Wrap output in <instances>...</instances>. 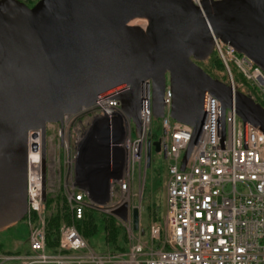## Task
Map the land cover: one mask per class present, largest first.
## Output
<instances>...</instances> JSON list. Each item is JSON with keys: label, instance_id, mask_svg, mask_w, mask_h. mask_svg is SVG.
<instances>
[{"label": "water", "instance_id": "water-1", "mask_svg": "<svg viewBox=\"0 0 264 264\" xmlns=\"http://www.w3.org/2000/svg\"><path fill=\"white\" fill-rule=\"evenodd\" d=\"M137 21L145 27L132 25ZM214 39L264 72V0H38L32 7L0 0V234L27 214L29 132L42 131L46 201L48 125L62 133L65 115L100 98L114 95L138 138L143 84L151 81L153 118L160 120L169 83L170 117L192 129L182 171L208 95L264 134V108L199 66L213 55ZM153 148L160 153V143L149 145L147 168ZM114 215L126 222L128 208ZM140 217L134 208L133 229L143 235Z\"/></svg>", "mask_w": 264, "mask_h": 264}, {"label": "built area", "instance_id": "built-area-1", "mask_svg": "<svg viewBox=\"0 0 264 264\" xmlns=\"http://www.w3.org/2000/svg\"><path fill=\"white\" fill-rule=\"evenodd\" d=\"M202 1L192 0L197 6ZM214 53L228 72L226 84L233 91H240L237 74L247 90L240 92L250 93L264 107V72L220 40L214 39ZM172 101L173 92L167 83L164 117L160 119L162 135L157 141L168 172L163 230L151 228L149 241L144 242V234L133 229L132 210L139 208L141 215V206L134 203L139 196L134 187L141 185L148 147L154 143L153 92L151 81H147L141 93L140 137L135 136L132 123L114 95L100 98L78 114L65 115L62 133L59 127V148L65 152L64 172L61 175L60 168L55 177L61 181L62 176L64 180L63 197L74 222L82 220L90 206L113 215L126 206L128 220L117 219L128 234L129 252L113 258L99 255L89 248L75 225L62 227L57 248L49 250L46 202L52 192V177L46 172L44 201L43 136L41 130H33L28 135V210L23 220L29 228L28 249L24 253L0 252V264H264V134L243 123L234 106L223 113L220 101L208 95L201 132L182 171L192 129L171 119ZM82 126L92 130L101 144L118 139L117 143L122 145L118 154L124 153L128 144L133 146L127 149L129 162L121 164L120 174L106 181L102 195L110 199L108 205H97L76 168L71 149L78 142L76 137ZM48 138L49 134L47 151ZM118 154L112 158L113 169L118 166ZM48 168L51 169V163Z\"/></svg>", "mask_w": 264, "mask_h": 264}, {"label": "rangeland", "instance_id": "rangeland-1", "mask_svg": "<svg viewBox=\"0 0 264 264\" xmlns=\"http://www.w3.org/2000/svg\"><path fill=\"white\" fill-rule=\"evenodd\" d=\"M31 1L35 5L38 0ZM212 56V59L209 58L207 61L202 62L199 66L205 72H209L212 76H216L222 82L226 83L228 80V72L225 69V66L216 53H213ZM233 73L236 74L234 70ZM236 79L240 89L247 91L244 89V81L242 79L240 81V78H238L237 74ZM48 128L49 146L47 154L51 163L50 174L52 177V192L49 194L46 202V225L48 227L49 219L52 218L56 211L61 209L62 212H66L70 215V222L68 223L63 221L60 229L64 226L74 225L77 228L76 222H74L72 218L69 205L63 197L62 185L64 180L62 179V176L61 181L56 180L55 177L60 168L61 175L64 172L62 164L65 152L59 148V126L49 125ZM153 133L155 138L159 139L161 137L162 129L160 120H154ZM77 138L78 142L73 144L71 150L76 157V168H78V171L82 173V183L85 188L92 192V199L94 201H98L97 205H108L110 204V199L104 198L102 193L106 189L107 177L112 169V158L114 157L112 150H122V147H120L122 145L117 143L118 139H111V141L101 144L98 139L96 140L97 137L94 135V132H92V130L86 126L81 127V131L79 132L76 139ZM108 156L110 157L108 158ZM84 169H86V171ZM167 176V161L162 153H157L153 148L151 153V166L146 168L145 174L143 173L141 185L137 187V193L139 196L138 198L136 197L134 199V203L138 206H141L140 226L144 229V242L149 241L151 228L160 227L162 230L164 229L167 207ZM87 210H90L93 213L94 218L96 219L100 228L99 234H96L86 240L89 248L99 255L111 258L127 254L130 249V241L128 234L125 232L117 217L109 212H104V210H101L98 207L94 208L90 206L87 208ZM104 218L113 219L116 226L121 230L120 239L122 241L120 246L123 249L122 251L113 252L111 249V245L108 240V236H110V230L105 229L103 222L105 221ZM28 232L29 228L27 224L25 221H22L17 226L0 234V248L3 251L24 253L28 249V245L26 243ZM123 241L125 242L124 244Z\"/></svg>", "mask_w": 264, "mask_h": 264}, {"label": "trees", "instance_id": "trees-1", "mask_svg": "<svg viewBox=\"0 0 264 264\" xmlns=\"http://www.w3.org/2000/svg\"><path fill=\"white\" fill-rule=\"evenodd\" d=\"M212 57H210V59H212ZM198 64L200 65L201 63H198ZM206 73H208L212 78L220 80L218 79V77L212 76L209 72H206ZM157 141L158 139L155 138V135H154L153 142L156 143ZM104 219L106 221V223L105 221H103L105 225V229L110 230V236H108V240L111 245V249L113 250V252L122 251L123 249L120 246V243L122 241L120 239L121 230L119 229V227L116 226L113 219L111 218H104ZM63 221H66L69 223L70 215L66 212H62L61 209L56 211V213H54L52 218L49 219V224H48L47 231H46V237H47V246L50 251H54L58 246L59 230H60V227ZM76 225H77V230L79 231V233L82 235V237L85 240L100 233L99 224L97 223L96 219L94 218L93 213L90 210L85 211L84 217L82 218V220L76 222ZM124 243L125 242L123 241V244ZM0 252L14 253V252L3 251L1 248H0Z\"/></svg>", "mask_w": 264, "mask_h": 264}, {"label": "bare ground", "instance_id": "bare-ground-1", "mask_svg": "<svg viewBox=\"0 0 264 264\" xmlns=\"http://www.w3.org/2000/svg\"><path fill=\"white\" fill-rule=\"evenodd\" d=\"M132 25H139V26H141V27H145V22H141V21H137V22H135V23H133ZM129 147H133V146H131L130 144H128V147L126 148V150L129 148ZM112 150V149H111ZM125 150V151H126ZM114 153H113V152ZM111 152H112V154H114L115 155V152H116V154H117V151H119V150H112ZM124 151V153L123 152H120L118 155H117V157H116V162H117V164H118V166H116V168H112L111 169V171L109 172V174H108V177H107V179L109 178V177H111V176H113V175H118V174H120V172H121V169H120V166H121V164H122V166H123V164H124V162L125 161H127V162H129L128 161V159H129V157H128V155H129V152H128V150L125 152ZM113 155V156H114ZM113 156H111V157H113ZM128 157V159L126 160V158ZM110 156H108V158H109ZM107 158V159H108ZM129 164V163H128ZM127 164V165H128ZM122 169H123V167H122Z\"/></svg>", "mask_w": 264, "mask_h": 264}, {"label": "flooded vegetation", "instance_id": "flooded-vegetation-1", "mask_svg": "<svg viewBox=\"0 0 264 264\" xmlns=\"http://www.w3.org/2000/svg\"><path fill=\"white\" fill-rule=\"evenodd\" d=\"M24 3L27 5V6H29V7H32L34 4L32 3V1L31 0H24ZM244 94H246V95H248L249 97H251V95H250V93H248V92H243ZM252 98V97H251ZM253 100H254V98H252ZM256 103H258V101H256V100H254ZM259 104V103H258ZM264 108V107H263ZM48 135V134H47ZM48 164H50V159H49V156H48V154H47V169H46V172H48V174L49 175H51L50 174V170H49V168H48Z\"/></svg>", "mask_w": 264, "mask_h": 264}, {"label": "crops", "instance_id": "crops-1", "mask_svg": "<svg viewBox=\"0 0 264 264\" xmlns=\"http://www.w3.org/2000/svg\"><path fill=\"white\" fill-rule=\"evenodd\" d=\"M84 170L86 171V169H84ZM137 179H138V176H137ZM137 187H138V185L136 184L135 187H134L135 192H137Z\"/></svg>", "mask_w": 264, "mask_h": 264}]
</instances>
